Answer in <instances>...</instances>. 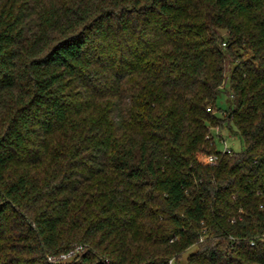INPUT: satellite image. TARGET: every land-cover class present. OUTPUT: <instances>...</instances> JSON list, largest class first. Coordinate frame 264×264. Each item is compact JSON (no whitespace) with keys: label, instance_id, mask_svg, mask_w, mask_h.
<instances>
[{"label":"trees","instance_id":"1","mask_svg":"<svg viewBox=\"0 0 264 264\" xmlns=\"http://www.w3.org/2000/svg\"><path fill=\"white\" fill-rule=\"evenodd\" d=\"M191 247L264 264V0H0V264Z\"/></svg>","mask_w":264,"mask_h":264},{"label":"rangeland","instance_id":"2","mask_svg":"<svg viewBox=\"0 0 264 264\" xmlns=\"http://www.w3.org/2000/svg\"><path fill=\"white\" fill-rule=\"evenodd\" d=\"M226 99L224 96H221L219 99V107L220 108H225L226 106ZM214 135V143L217 147L218 150L222 151L224 149V144L221 141L220 137H222V139L225 141V143L227 144L228 147H230L234 152H239L241 150L244 149V145L242 140L239 138V136L234 133L233 131H230L229 129H225L220 131V133L217 132H213ZM195 247H191L189 249H187L182 257L179 259V261L177 262V264H186L185 260L186 257L191 254L192 252H194Z\"/></svg>","mask_w":264,"mask_h":264},{"label":"built area","instance_id":"3","mask_svg":"<svg viewBox=\"0 0 264 264\" xmlns=\"http://www.w3.org/2000/svg\"><path fill=\"white\" fill-rule=\"evenodd\" d=\"M221 141L224 144V149L222 150L223 153H227L228 155H232V149L230 147L227 146V144L225 143V141L223 139H221ZM216 156H212L210 157V160L212 159H216ZM84 250V247L82 245H76L74 248H72L71 250H69L68 252L61 254L57 257L58 260H67L70 259L72 257H74L75 255L81 253ZM50 260H53V258H49Z\"/></svg>","mask_w":264,"mask_h":264}]
</instances>
